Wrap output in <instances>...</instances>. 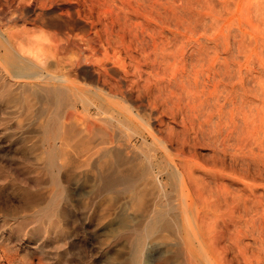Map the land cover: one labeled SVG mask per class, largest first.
Listing matches in <instances>:
<instances>
[{
  "label": "rangeland",
  "instance_id": "374dc122",
  "mask_svg": "<svg viewBox=\"0 0 264 264\" xmlns=\"http://www.w3.org/2000/svg\"><path fill=\"white\" fill-rule=\"evenodd\" d=\"M142 1L140 11L134 8L143 18L131 12L127 17L120 10L115 34L103 42L128 78L142 91H151L152 106L161 109L151 122L157 126L159 121L163 133L168 131L164 137L171 149L138 140L85 164L84 157L82 162L69 152L72 158L59 169L57 156L49 159L52 153L43 149L41 127L48 105L29 96L26 88L35 81L20 77L26 62L15 58L6 64L9 72L0 66V264H131L130 243L136 236L131 228L140 224L135 216L152 208L154 201L168 209L169 202L184 199L192 200L193 212L201 215L198 237L208 243L216 264H264V0H153L150 7L148 0ZM0 3V18L10 19V4ZM32 17L3 22L26 36V44L39 33ZM82 81L78 84L86 86ZM22 83L27 84L24 90ZM124 128L126 139L132 132ZM175 164L186 177L182 186L164 173ZM113 173L126 174L136 183L130 187L120 182L111 191L103 180Z\"/></svg>",
  "mask_w": 264,
  "mask_h": 264
},
{
  "label": "bare ground",
  "instance_id": "6f19581e",
  "mask_svg": "<svg viewBox=\"0 0 264 264\" xmlns=\"http://www.w3.org/2000/svg\"><path fill=\"white\" fill-rule=\"evenodd\" d=\"M0 1L10 4L9 5L10 8H8V9H11L9 11V14L10 15L13 14V16L10 17V19H8L9 17L6 18L7 17L6 15L5 21L4 19L0 18V66L3 69V71L4 70L8 71L6 64L10 63L11 61L13 62L15 58H17V60L20 62L21 61L26 62L25 64H27L28 68H26L27 69L26 70L23 67V69L26 70V72H22V74L20 73L21 74L20 77H25V78L31 79L32 81L34 80L35 82L30 84L29 88H26L29 90V93L30 91L32 92L31 94H29V96L31 95L33 97L35 96V98L37 97L36 99L37 100L39 99L41 103L48 105L47 107L43 106V107H46V111H47L46 115H48L46 117L47 120L45 124L44 125L42 124L43 126L41 127L42 128L41 132H42V136L44 140L43 149L50 151L49 154L52 153V156L51 154L50 155L48 154L49 159H51L50 157H53L56 159V156H57V160L55 161L56 163H58L59 169H61L62 167L64 168V166L68 164V160L72 158L70 157L69 152H74V154L76 153V155L78 154L79 156H81L80 159L82 160V162H83L82 157H84L83 163L85 164L86 161H89L92 158H100V159L105 158L116 147H120L119 149L121 148L127 149L130 146H133V141H138V140L141 141L142 143H147L150 140L152 141L151 142L152 144L154 143L155 145H158L159 148L165 151H167L170 146L172 147L171 142L164 137V134H168L167 133L168 131L166 133H163V129H161V124L158 120H156V122L158 121L159 123L157 124V126H155L151 122V119L154 118V116H160L159 112L161 111L160 108H157L160 110L158 111L155 107L152 106L151 100H150L151 97L149 95V92L151 91L148 89L147 90L149 92L147 90L142 91L141 88L143 87L139 89L137 82L133 83L130 77L128 78L126 73L119 66L116 65V61L114 59H118V58L114 57L112 60V56L109 57V53L107 52L108 50H106L107 48H105V45H104L105 42H103L104 40L103 37L106 40H108V36L110 35V33L116 32L115 30L113 31V29L115 28L116 23H119V21L121 20L122 15H120V12H123V11H120V10H125V16L129 15L130 12L135 15L137 14L136 9H138V3L141 2L142 0H136V1L135 0H27V1L0 0ZM149 1L153 2V0H148V2ZM25 2H28L27 4L28 6H25L26 5ZM148 2H146L147 5H148ZM151 2H149L148 7H150ZM133 4H136V5H133ZM142 4H145V3H142ZM131 5L133 9L130 11L129 7ZM134 6H136L137 8L135 9ZM8 9L6 8L4 10H8ZM138 11L140 10L138 9ZM49 12H51V14L47 15ZM0 13H2V11H0ZM16 13H18V15H16ZM139 13L140 12H138V14ZM26 14H32L33 17L30 20L32 21V24H34L35 29L36 27L38 28L37 30H39V33L36 30L37 34H35V36L34 35L32 36L34 38L33 39L29 38L30 40L29 39H28L29 41L26 40V44H25V42H23V38H26V36L23 37L20 34L21 32H19L18 30H14L15 27L14 28L5 27V23L8 22L6 19L12 20V22L16 21L17 18H21L20 20H22ZM138 14L135 15L137 18L142 16L141 14L140 15ZM125 16L123 18H125ZM123 18H122V21H123ZM141 18H143V16ZM125 19L126 21H128L130 18L128 19L125 18ZM35 29L33 28V30ZM50 29H52V32L47 31ZM161 31L163 32V30ZM31 33L33 34L36 32L34 31ZM135 33L137 34V32ZM113 34L115 33H112V35ZM136 39L137 37L135 38V40ZM138 40L139 39H137V41ZM153 41H155V43L157 42L156 40H153ZM106 44H110V43H106ZM162 45H161V48L163 47ZM111 51L113 55V50ZM145 54L146 53H144V55ZM8 74L9 73H7V75ZM12 76H16V75H12ZM80 79L86 81V86L84 85L85 83L84 84L81 83L83 86L78 84L79 83L78 81H80ZM3 80H5V78ZM22 81L24 82L23 78H22ZM20 85L23 86V87L21 86V88L24 90V85H27V84L23 85L22 83ZM146 85L147 84H145L144 87H146ZM18 89L16 91H18ZM28 90L25 92L28 93ZM140 93H143V94H140ZM23 95H25V93H23ZM33 101L35 100L33 99ZM23 107H26V106H23ZM25 110L27 111V109ZM49 116H55V118H52ZM38 126H41V125H38ZM120 126H122V128L125 127L126 130H130V132H132L130 134H128L129 132H127L126 139L123 138V133H122L123 129ZM30 128H31V125H30ZM38 141H39V138H38ZM141 142L139 145H141ZM178 149L179 148L177 147L176 150ZM141 154H144V153L141 152ZM124 158L125 157H123V159ZM80 159L78 157L79 161ZM130 159L132 160V158ZM75 162H76V159H75ZM80 164H82L81 161H80ZM122 164H125V163L123 162ZM176 164H175L176 168H173L167 171L165 168L164 173H166L168 176L176 177V179L180 183V186H182L181 182H185L186 177L184 176L185 174L183 175L182 173L181 174L179 173V171L181 172V170L179 169L178 171ZM74 166L76 169L78 165L77 166L74 165ZM119 167L121 166L119 165ZM102 170H103V167H102ZM112 172H114V170ZM120 172H122V170H120ZM131 172H134V171L131 170ZM102 173L104 172L102 171L99 174H102ZM125 175L126 174H123V175L120 174L117 176V174L115 173H113L110 176L104 175L105 180L103 181H105L106 183V184L104 183L105 187L107 185V188L112 191V189H114V186L120 182L124 183L125 186L126 184H128V185H131L130 187H132L131 183H136V182H132L135 180L130 179L127 177V175L126 176ZM135 176H136V173H135ZM135 176L133 177L135 178ZM82 179H84V177ZM83 181L85 182V180ZM141 186H142V182H141ZM130 187H127V188H130ZM162 188L163 187H161V189ZM137 191H138L137 196L138 197L139 195L141 196L142 195L141 192H139V190ZM139 199L140 197L138 198V200ZM184 202L185 203L173 202L172 204L169 202L171 206L168 207L167 209V206L163 207L162 205H160V207H157L156 205H159V204H157L158 202L155 203L154 201L152 202L153 203L152 208L151 206H149L151 209H149V207L147 206L145 208L146 210L144 209V211L146 212L141 213V214L139 213L140 215H136V216L134 214L135 218L139 220L140 224L139 225L137 224V226L133 228L129 227L131 228L133 232H135L133 234H136L134 238L132 236L130 237V239L133 238L132 243L130 244H133L132 246L134 247L132 248L134 250L132 251L134 252V255L130 254L131 256L133 255L131 264H216V262H214L213 259L211 258L212 256H210L209 252L207 251L206 244L208 245V243H205L204 240L198 237L199 234L201 233V223H202V220L200 219L201 215L199 216L197 213L193 212V209L195 206L193 205L194 202L192 200L186 202V199H184ZM170 210L172 211V213H170L171 212ZM202 230H203V227H202ZM148 240L150 241L152 240L151 247L148 250L149 252L145 251L146 250L145 248L147 245L146 241L148 242ZM193 240H196V242H198L197 246L199 245L201 248L198 247L199 249H197L193 244L194 243ZM211 241L212 240L210 239V243ZM129 261L127 260V263H129ZM219 262L221 263V261Z\"/></svg>",
  "mask_w": 264,
  "mask_h": 264
}]
</instances>
